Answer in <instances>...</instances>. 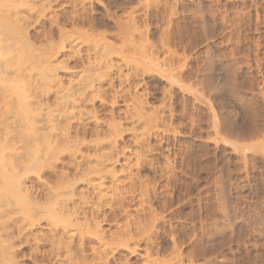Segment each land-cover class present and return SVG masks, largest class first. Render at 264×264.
Wrapping results in <instances>:
<instances>
[{
	"label": "rangeland",
	"instance_id": "374dc122",
	"mask_svg": "<svg viewBox=\"0 0 264 264\" xmlns=\"http://www.w3.org/2000/svg\"><path fill=\"white\" fill-rule=\"evenodd\" d=\"M100 1L17 8L10 30L26 38L5 55L0 170L22 199L0 220L2 261L264 264V0ZM51 18L113 51L84 115L59 109L61 88L96 52L64 41ZM29 47L48 58L28 67ZM98 175L105 197L87 183Z\"/></svg>",
	"mask_w": 264,
	"mask_h": 264
},
{
	"label": "bare ground",
	"instance_id": "6f19581e",
	"mask_svg": "<svg viewBox=\"0 0 264 264\" xmlns=\"http://www.w3.org/2000/svg\"><path fill=\"white\" fill-rule=\"evenodd\" d=\"M32 1H36V0H0V83L3 80V77H5V71L8 70L7 69V63L5 61V55H10L14 59L17 58L19 56L18 48H20V43L23 40H25V38H26L24 33L19 31L18 29H17L18 31L15 29L16 30L15 32L13 30H10V29L17 28L18 25H21V24H19L20 21H21L20 23H22V18H20L21 15L19 16V14H21L23 11L21 12L20 11L21 9L19 7L20 6L22 7V5H24L26 7V10H32L33 7L31 5L32 4L34 5V2L32 3ZM29 3H31V4H29ZM47 3L50 4L49 1H47ZM95 3L97 4V7L99 9L100 8L105 9L103 3L100 0H96ZM17 8L20 9L19 11L21 13H19V14L17 13V11H18ZM22 9H24V8H22ZM16 13H17V15H16ZM140 13L141 12L136 13V16L137 17H138V15L140 16ZM134 15H135V12H134ZM134 15H133V18L136 20L137 17L135 18ZM22 16H23V13H22ZM24 16H25V14H24ZM133 18L131 17V21ZM51 20H52V18H51ZM135 20L133 23H135ZM57 22H58V19L56 20V23ZM52 24H55L53 22V20H52ZM55 25L58 26V23ZM60 27H62V28H60ZM60 27H59L60 28L59 31L61 32L60 36H62V39H64V41L71 42V44L74 47H78V46H81L82 44L86 43L90 47H92V49L96 52V56L94 57V59L92 61H90L89 65L86 67L87 69L82 71V73H80L79 75L77 74L78 77L76 78L75 83H72L68 87H64V88L62 87L61 88V93L63 95H62V100L60 101V104H59V109L62 111H66L68 108V105L72 104V106L78 112V114L84 115L85 109H84L82 103L85 102V99L88 95H93L95 93V91L98 89L97 85L99 83H102V81H103V79H101V77L97 74V71L94 72V70H98L101 68L111 69L110 67H111V58L113 55V51L106 46V41L100 34L89 33L86 31H82V33L81 32L80 33H73L71 31L69 32V31L65 30L64 26H60ZM136 27H138V26L137 25L132 26V27L130 26L129 28H126L127 30L125 32V36L127 37L126 39L128 40V42H130L132 44L137 43L142 38L141 30H139V28H136ZM7 29L12 31L13 33L12 34H5V31H7ZM29 48L32 50L31 47H29ZM34 48H36V47H34ZM37 48H39V47H37ZM36 50L31 51L34 53V59L30 58L29 53H27V55H25V58L28 59L25 61V64L29 65L28 67H35V65H37L39 63V60H46L48 58V57L43 58V55H44L43 52L38 53L39 51H36ZM38 50L41 51L42 50L41 47ZM32 60H34V61H32ZM32 62H34V63H32ZM90 72H92V73H90ZM85 114H86V112H85ZM140 116H143V115H140ZM146 135H147V132H146ZM141 138L142 139H140V138L138 139L139 142L144 143V141H146L144 136ZM0 156H1V152H0ZM109 160H110V158L109 159L107 158L104 160H101V158L100 159L98 158V159H96L95 162L97 163V165H99V164H103V163L106 164V162L107 161L109 162ZM14 165H15L14 163L11 164L12 168H10V170H12V172H14L13 170L15 169ZM2 170H0V182H1L0 183L1 184L0 189H2V187L4 186L2 191L3 192L5 191V193L7 192L9 194L11 193L10 195H12V200L8 199L7 197H5L6 199L2 198V196H4V195L0 196V220L4 219V217L8 214V212L10 211V206L12 205L13 202L16 203V202H18V199H22L21 198L22 197L21 196V186L19 185L20 183L16 182L17 180H15V178L12 179L13 175H11L10 179H12V180L10 181V179H9L8 181H10V182L7 185H5V183L2 182V180H3L2 174L4 173V172H1ZM6 173H7V171H6ZM11 174H13V173H11ZM87 183H89V185L91 184V186H93V188H95L97 190V193L100 194L101 197H105L109 194V191L106 189V187L104 186V184L102 182L101 175H98L97 177H95L92 182L89 181ZM113 183L114 184L111 188V191H113V189L117 188V179L116 178H115ZM3 192H1V193L3 194ZM64 200H65L67 205L73 204L74 206L76 205V206L82 207V206L87 204V201L84 197L79 198V201H78V199H75L73 196L66 195L64 197ZM67 223H69V224H67ZM67 223H66L67 225L64 224V228L68 232L70 229L71 223L70 222H67ZM3 227H4V224L2 222H0V246L2 244V241L4 240V236H3L4 234L2 233ZM2 252H3L2 248L0 247V256L2 255ZM152 262H154V260ZM156 262L157 261H155L154 263L150 262L148 264H162V263H156ZM0 264H13V262L12 263H5L4 261H2V259L0 257Z\"/></svg>",
	"mask_w": 264,
	"mask_h": 264
}]
</instances>
